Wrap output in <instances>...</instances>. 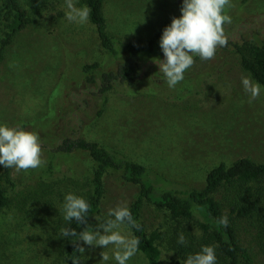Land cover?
<instances>
[{"label": "rangeland", "instance_id": "rangeland-1", "mask_svg": "<svg viewBox=\"0 0 264 264\" xmlns=\"http://www.w3.org/2000/svg\"><path fill=\"white\" fill-rule=\"evenodd\" d=\"M74 2L77 7L86 5L82 0ZM182 5L183 0H105L107 28L116 38L118 57L102 46L90 18L85 24L67 21L65 0H51L41 14L32 11L33 22L8 45L0 64V125L37 133L45 163L27 173L9 169L16 186L10 203L0 207V264H65L57 257L67 223L64 199L68 193L87 197L93 160L83 150L54 151L64 137L84 136L119 158L145 164L158 195L170 187L203 188L208 172L221 162L229 165L241 157L264 162V87L260 84V96L249 103L241 77L257 81L244 70L233 45L260 43L264 0H231V7L225 9L231 23L223 26L227 45L217 48L214 59L195 57L184 80L170 89L154 59H164L159 41L172 18L182 14ZM158 34L155 52L142 55V81L92 94L85 64L99 62L101 70H116L126 44L145 43ZM151 71L161 83H150L149 74H155ZM4 170L0 165V175ZM240 189L237 184L222 186L215 196L223 212L232 216L255 264H264L260 221L252 223L230 213L231 203L247 194ZM138 192L139 186L125 180L121 171L109 170L102 212L108 216L109 209L129 207ZM142 218L150 232L160 234L162 264H176L169 242H178L181 233L196 242L192 255L205 245V234L194 217H173L144 199ZM122 231L131 233L126 225ZM83 247V264H116L111 258L113 246L103 249L83 243ZM102 251L109 253L106 262L101 260ZM128 262L146 264L140 251Z\"/></svg>", "mask_w": 264, "mask_h": 264}, {"label": "trees", "instance_id": "trees-1", "mask_svg": "<svg viewBox=\"0 0 264 264\" xmlns=\"http://www.w3.org/2000/svg\"><path fill=\"white\" fill-rule=\"evenodd\" d=\"M2 0L0 9V25L2 36L0 37V64L4 59L5 51L15 36L26 26L33 22L32 11L41 14V11L51 4V0ZM91 9L90 20L95 25L98 37L102 46L114 57L120 56V49L116 38L108 31L107 18L104 11L105 0H82ZM161 35V34H160ZM159 34L145 43H128L124 46V59L116 70H101L99 62L88 63L83 66L85 81L91 85L92 94H104L118 88L120 84L135 85L142 81L140 64L142 55L154 53L157 46ZM232 45V43L230 42ZM229 44V45H230ZM240 54L241 65L249 72L259 84L264 87V32L260 43L243 47L233 43ZM149 74L150 83L159 82V76ZM165 79V78H164ZM163 79V80H164ZM165 81V80H164ZM163 81V82H164ZM101 113V111H99ZM75 150L86 151L93 160V168L89 176V191L85 200L89 203L90 209L86 217L87 223L77 224L75 220L66 223L65 228H73L77 232L87 227L99 226L110 217L102 212V200L105 194V175L109 170L121 171L122 177L139 186V192L134 201L128 207L133 218L140 224V228H129L132 235L141 241L139 251L143 254L146 264H162L161 249L157 239L160 234L157 231L150 232L147 224L142 218V206L144 199L152 202L157 207L171 213L173 217L192 218L205 234V245L212 246L216 253V264H255L251 249L244 245L239 238L232 216H227L221 207V203L215 193L222 186H234L246 192L240 195L238 200L231 203L230 213L239 218L256 219L260 221V237L264 238V162H257L250 157H241L231 164L221 162L213 167L206 176V183L203 188H190L178 190L167 188L156 194L155 183L149 177L148 167L140 162L128 160L125 156L119 158L113 151L108 149L99 141L88 140L84 136H67L57 142L54 151L71 153ZM124 157V158H123ZM54 169V166H50ZM51 172V170H49ZM16 186L9 168L0 175V207L10 203L11 192ZM158 195V196H157ZM226 215L228 227L225 228L218 223L219 219ZM52 230V228H51ZM54 230V228H53ZM188 241L186 244L169 242L172 248V257L176 264H185V260L194 251L196 242L184 235ZM194 237V236H192ZM72 237L63 238L59 246L57 257L65 264H72V259L80 255L71 242ZM81 246L83 242L80 241ZM264 251V242L261 243ZM53 247L49 246L47 254H53ZM83 256H80V264H83ZM129 264V262H127Z\"/></svg>", "mask_w": 264, "mask_h": 264}, {"label": "clouds", "instance_id": "clouds-1", "mask_svg": "<svg viewBox=\"0 0 264 264\" xmlns=\"http://www.w3.org/2000/svg\"><path fill=\"white\" fill-rule=\"evenodd\" d=\"M65 4V17L68 22L85 24L89 21V7H77L74 0H65ZM230 7L231 0H183L182 14L172 18L159 41L164 59H154L170 89L184 80L185 73L195 64V57L202 61L214 59L217 48L227 45L223 26L231 23V16L225 11ZM241 83L243 90L249 95V103L260 96L259 83L253 82L248 76H242ZM44 163L43 148L37 133L18 126L0 125V165L18 173H27L42 167ZM89 209L90 205L84 198L72 193L66 194L63 204L65 221L75 220L78 225L87 223ZM108 216L110 218L96 229L87 227L77 232L68 227L61 230L62 237H72L71 242L80 254L72 259V264H80L79 257L85 252L80 241L88 246H100L103 249L113 246L111 258H114L116 264H127L137 254L141 241L130 232L126 234L122 231V226L125 225L136 229L141 227L129 208L118 206L109 209ZM218 223L227 228L228 217L222 216ZM178 243H187L183 233L179 235ZM100 255L102 261L110 259L107 252L102 251ZM216 260L214 247L203 246L200 252L189 255L185 264H216Z\"/></svg>", "mask_w": 264, "mask_h": 264}]
</instances>
